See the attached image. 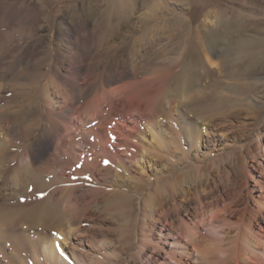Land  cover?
<instances>
[{
    "label": "bare ground",
    "instance_id": "bare-ground-1",
    "mask_svg": "<svg viewBox=\"0 0 264 264\" xmlns=\"http://www.w3.org/2000/svg\"><path fill=\"white\" fill-rule=\"evenodd\" d=\"M112 2L113 0L109 1V4ZM125 3L127 4L128 1ZM126 4L117 5L113 2L112 10L121 13L119 11L126 9L127 6V8L132 7ZM37 7L33 6L28 9V15L27 13L26 15L22 14L23 16L20 14L22 17L18 21L16 20V25L12 27H15L19 33L27 34L40 19L41 11ZM21 9L23 10V8ZM112 10L113 15L115 13ZM20 11L18 12L20 13ZM21 13L23 12L21 11ZM13 17L16 19L15 16ZM118 17L119 15H117ZM120 18L118 23L116 21L112 26H109L110 23L108 25L109 28L111 27L109 33L112 39L118 35L117 29L126 24L127 19L124 21L122 16ZM103 19L89 18L80 21L79 24L75 23L76 25L65 24L64 19V21H59L60 23L57 24L59 28L56 41L57 50L50 69L45 70L44 67L52 61V57L38 58L41 54L38 51V46L43 43V38L39 37L35 43L33 41L26 50L24 49L25 55L21 57L19 63L24 70L19 82L12 88H7L4 84L6 81L13 80H7L9 77L5 73L10 62L4 63L2 59L0 60V94L5 91L13 92V98L18 103L17 109L11 111L14 112L13 114H8V111L0 106V264H76L73 263L74 259L71 260L75 251L73 255L70 254L71 262L68 260V246L71 244L64 246L66 239L62 234V228L73 225L76 222L75 215L77 214L75 212V214H69L70 210L66 215L63 213L71 209V205L77 206L82 203L85 205L86 211L94 208L98 213L101 211L110 215L116 212L114 210H120L113 206L117 203H114V200H118V203L126 201L129 188L128 185L117 179L112 183L110 191L100 196L103 189H99L100 184L96 179L92 182L89 181V175L76 178L74 181L68 179L69 185H72L71 182L74 184L72 187L68 186L69 188H63L61 185L62 189H55L52 188L53 185L66 180V174L71 170L70 167H78L76 164H79L80 168L93 172L94 164L99 160L117 162L119 165L117 172L122 170L128 172L135 166L139 167L137 169L140 171L145 170V155L150 154L147 152L163 149L165 142H172L176 136L173 132L169 134L170 136L168 134L166 136L168 128L174 130V126L176 127L175 121H172V117H169L166 112L168 115V117L165 115L168 119H164L167 120L166 124L156 120L158 116L155 118L156 112L154 115V111H152L154 109L143 115L144 108L142 109L143 105L141 104L145 102H141L142 98L139 99L140 90L135 85L138 82L143 85L147 81L143 77L147 75L145 69H149V73L152 67L154 69V66L146 60L148 57H145L144 51L141 53L136 50L137 47L135 49V45L134 48L123 49L124 51L121 53L113 51L111 58L108 56L110 60L105 61L104 69L98 74L100 84L98 91L93 92L92 86L94 85H87L85 79L87 75L86 61L90 56V50L89 47H84V40H77L76 37L82 33L88 35L90 28L100 30L103 21L105 22V17ZM111 21L113 23L115 20L111 19ZM6 22L8 27L3 34L5 38L2 36V39L8 45L13 40L11 34L14 33V28L10 26L13 21L10 23V20L6 19ZM242 36L245 42L241 41L237 49H232L234 50L233 61L247 60L251 63L263 60L264 55L254 58V55L252 56V53L248 51L255 39L245 36V34ZM72 37L74 41H72ZM117 38L119 40L118 36ZM262 38L261 46L264 48V37ZM108 39L111 40L109 37ZM120 40L119 42H121ZM225 43L221 39L215 44L216 48L219 49ZM229 51L231 50L221 52L217 49H209L203 52V59L210 73L221 71V64L216 58L228 54ZM160 55L163 57L162 54ZM182 55L178 56L180 58L177 62H175L177 57L173 58V62L170 59L172 64L174 63L173 69L181 64ZM163 59L155 60V62ZM159 64L161 67V63ZM189 68L183 70L181 75L183 79L180 82L179 78L176 80L179 82V87H174L173 93L161 92L166 94L163 97L169 105L167 110L171 113L175 112L176 120L181 124L185 137L189 140L192 137L193 142L198 143L202 132L199 130L198 135L195 133L198 127L197 119L193 114H190V109L194 105H192L191 98L195 94L201 93L200 87L202 86L198 84V78ZM152 76L154 77V75ZM131 77L133 81L128 79ZM127 79L129 81L125 82ZM123 81L125 83L113 87ZM151 82L153 80L149 83L151 85L157 84L156 80L154 83ZM164 87L166 88V86ZM1 99L0 96V102ZM173 103L175 107L177 106L175 104H178L174 112L171 107ZM20 111H23V115H20ZM127 111L129 113L131 111L133 114L130 120L125 117ZM122 113L123 117L120 116ZM117 116L120 119L115 120ZM140 124L144 126V131L139 129ZM39 130L41 132L36 137ZM77 130H80L79 140ZM146 134L151 137L149 143L145 142ZM19 136L23 140L21 143L16 140V137ZM33 137H35L34 141H32ZM206 139L205 141H207ZM18 147L22 149L19 156L17 155ZM256 165L258 166L255 170L258 173L254 175L249 167L246 168L245 177L251 181V184L249 182L244 184L245 200L240 203L238 201L234 205L226 203L222 198L208 199L206 195L202 194L190 199L188 197L189 188L182 190V198L173 194L170 208L162 206L160 210L154 209L152 199H149L146 206L149 208L146 209L148 217L145 213L148 220L147 222L144 220L142 227L145 234L143 233V238L141 237L139 240L141 246L139 264H264V162H258ZM164 167L169 166L166 164ZM51 168L53 169L51 170ZM112 169L111 171H113ZM164 169L166 168L159 171L163 172ZM77 172L74 173L77 174ZM142 172H139L140 176ZM87 173L89 172L87 171ZM165 175L167 176L166 173ZM58 196H60V203L56 205L54 200H58ZM121 204L119 205L121 206ZM69 206L70 208H68ZM73 209L76 208L73 207ZM73 209H71L72 212ZM238 213L240 215L236 216ZM86 214L81 215L83 217ZM119 214L122 219L128 217L121 210ZM112 218L114 219V216ZM227 227L231 229L228 231ZM73 228L74 231L76 228ZM52 230H56L57 234L53 232L51 237L49 233Z\"/></svg>",
    "mask_w": 264,
    "mask_h": 264
},
{
    "label": "rangeland",
    "instance_id": "rangeland-1",
    "mask_svg": "<svg viewBox=\"0 0 264 264\" xmlns=\"http://www.w3.org/2000/svg\"><path fill=\"white\" fill-rule=\"evenodd\" d=\"M109 1L112 0H0V60L2 59L4 63L10 62L5 73L9 77L7 80L13 79L4 83L7 88H12L19 82L24 70L19 64L21 57L25 55L24 49L26 50L27 46L32 44L33 41L35 43L39 37L43 38V43L38 46V51L41 53L38 58L48 59V57H52V61L44 67L45 70L50 69V64L53 63V57L56 55L57 50L56 41L59 31L57 24L63 19L65 24L76 25L80 21L89 18L103 19L105 17V22L103 21L100 30L90 28L88 35L82 33L76 37L77 40H84V47H89L90 50V56L86 61L87 75L85 79L87 85H94L92 86L93 92L98 91L100 88L98 74L104 69L105 61L108 62L112 57L113 51L121 53L125 49H130V47L134 48L135 45V49L137 47L136 50L141 53L144 51L145 57H148L146 60L154 66V69L152 67L149 73V69H145L147 75L143 77L148 82H144V87L139 82L135 85L140 90L139 99L142 98L141 102L143 101L146 104L145 106L141 104L144 106H141L142 109L144 108L143 115L154 109L152 111H154V115L156 112L155 118L158 116L156 120L166 124L167 120L164 119H168L166 117L169 114L177 127L176 129L174 126L175 131L172 128L167 129L166 136L171 132L176 135L172 142H165L163 149H159V151L149 150L147 152L154 154H151V156L150 154L145 155V170H142L144 174L137 169L139 168L137 166L133 170L128 168V172L123 170L117 172V169H119L117 162H107L105 159V161L99 160L98 163L94 164L96 168L94 167L93 172L80 168L81 165L79 166V164H76L78 167H70L71 170L66 174L68 178L64 177L66 180L74 181L76 178L89 175V181L92 182L96 179L100 184L99 189H103H101L100 196L109 192L112 183L117 179L119 182H124L129 188L128 192L125 190L128 193L126 201L123 200L118 203V200H114V203H117L113 205L124 212L126 217L128 216L127 218L122 219L119 214L120 210H114L116 212L110 215H106L101 211L98 213L94 208L86 211L87 209L82 203L77 206L71 205V209L76 208L73 209V212L68 209L69 206L66 213H63L66 215L70 210L69 214L74 212L77 214L75 215L77 225L73 223L70 227L68 226L69 228L67 226L62 228V234L66 239L64 246L71 244L68 246V260L70 261L71 255L75 251L76 253L74 252L75 255L72 256L71 260L74 259L73 263L76 264H139V250L141 249L139 240L145 234L142 227L144 220L146 222L148 220L146 214L148 217L147 210L149 208L146 206L149 199H152L154 209L160 210L162 206L170 208L173 194L178 198H182V190L189 188L188 197L190 199L202 194L206 195L208 199L222 198L226 203L234 205L238 201L240 203L245 200L246 189L244 184H247V182L251 184V181H248L245 177L246 168L249 167L254 175L258 173L255 170L258 166L256 164L264 162V59L251 63L247 60L233 61L234 50L240 46L241 41L244 40L245 42V39L242 38L244 34L255 39L251 45L252 47H249L248 50L252 53L251 55H254V58H260V55H264V48L261 46L262 37H264V0H113L117 5L126 4L125 2L128 1L131 4L127 3L126 5L134 6V8L130 6V8H127V6L126 9H122L123 11H119L121 13L113 11V2L109 4ZM33 6H38L37 8H40L41 11L40 19L34 26L36 28L30 30L27 34L19 33L12 26L16 25L18 19L23 16L22 14L26 15L27 13L28 15V9ZM24 8L26 9L24 10ZM111 10L115 14L112 15ZM24 11L26 12L24 13ZM105 12L106 14H103ZM9 15L10 17L12 15V17L10 18ZM117 15H119L118 18ZM120 16L124 21L127 19L126 24L117 29V36L119 40L121 37V42L117 40V36L112 39L109 33L111 28L109 26L115 24L116 21L118 23L121 19ZM6 19H9L10 23L13 21L10 26L14 28V33L11 34L13 40L8 45L2 39V36L5 38L3 34L6 27H8ZM111 19L115 21L112 23ZM221 39L226 43L218 49L215 44L220 42ZM72 41H74L73 37ZM209 49H217L221 52L231 50L228 54L216 58L221 64V71L218 73H210L204 62L203 52ZM161 51L162 53H160ZM160 54L163 57L166 55V57L163 59ZM179 55H182L183 60L181 58V64L173 69V58L177 57L175 59V62H177L180 58ZM161 58L162 61L155 62V60H161ZM159 63H161V67ZM185 68H189L190 71L193 70V74L198 78V84L202 86L200 87L201 93L196 92L197 94L191 98L192 105H194L190 109L191 113L189 112L197 119L198 127L195 133H199V130L202 132L198 143H194L192 137L190 140L185 137L181 124L176 120L174 111L177 109L178 104H175L177 105L175 107L173 103L171 107L174 113H171L167 110L169 105L163 97L168 92L173 93L174 87H179L178 83L183 79L181 75ZM128 79L133 81L132 77ZM128 79L125 82L129 81ZM151 80H153L151 83L156 80L157 84H149ZM176 80H179V82ZM125 82L117 83L113 87L120 86ZM156 88H159L158 91ZM161 91L166 92V94ZM158 92L159 94H157ZM12 94L13 92L6 91L0 94L2 98L0 106L4 107L8 114H13L14 112L11 111L18 107V103L15 102ZM20 112V115H23V111ZM121 115L123 117V113ZM131 115H133L131 111L125 113L128 120H130ZM165 115L167 116L165 117ZM118 117H115V120L120 119ZM43 118L45 120V117ZM141 124L143 125V123ZM141 124L139 129L144 131V126ZM40 132L41 130L36 133V137L39 136ZM76 133H79V140L80 130H77ZM195 133L194 136L196 137ZM146 135L145 142L149 143L151 137L149 134ZM205 138H207V141H205ZM34 139L35 137L32 138V141ZM16 140L20 143L23 142L20 136L16 137ZM17 151L19 156L22 149L18 147ZM101 162L103 163L101 164ZM166 164L169 167H164ZM162 168L166 169L160 172ZM76 171H78L77 174L74 173ZM139 172H142L143 177L140 176ZM84 173L86 174L84 175ZM127 175H129V178ZM148 175L151 176L148 177ZM66 180H62V184L60 182V184L55 183L52 188L62 189V187L69 188L74 185L73 182H71L72 185H69L68 182L70 181ZM58 197V200H54L56 205L60 203V196ZM123 207L124 209H122ZM87 212L91 214H86ZM81 214L86 215L82 217ZM238 215L240 214L238 213L236 216ZM112 216H114V219ZM71 227L80 229L79 233L78 229L73 231ZM227 229L229 231L231 228L227 227ZM55 231H50L49 236L52 237L53 232L57 234ZM67 235L71 236L68 237ZM71 250L72 252H70Z\"/></svg>",
    "mask_w": 264,
    "mask_h": 264
}]
</instances>
